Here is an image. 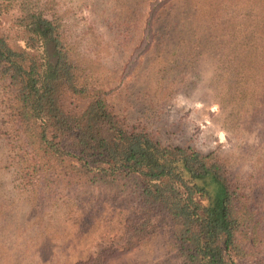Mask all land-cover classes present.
I'll return each instance as SVG.
<instances>
[{
	"label": "rangeland",
	"instance_id": "374dc122",
	"mask_svg": "<svg viewBox=\"0 0 264 264\" xmlns=\"http://www.w3.org/2000/svg\"><path fill=\"white\" fill-rule=\"evenodd\" d=\"M47 1L92 84L110 90L130 127L164 143L219 146L235 172L250 175L262 154L250 147L264 148V49L256 50L246 24L264 18V0L167 2L149 47L139 45L155 0H40ZM16 13L0 15V31L21 46ZM256 52L260 65L248 62ZM5 84L0 79V264H76L121 242L132 206L123 193L66 180L39 188L23 177ZM76 104L83 101L68 100ZM104 264L181 263L158 232Z\"/></svg>",
	"mask_w": 264,
	"mask_h": 264
},
{
	"label": "trees",
	"instance_id": "16d2710c",
	"mask_svg": "<svg viewBox=\"0 0 264 264\" xmlns=\"http://www.w3.org/2000/svg\"><path fill=\"white\" fill-rule=\"evenodd\" d=\"M171 1H153L139 46H150L154 19ZM51 3L0 0V15L16 9L13 21L24 33L15 46L0 31V79L10 94L23 177L39 188L61 180L104 187L132 205L122 241L76 264H104L158 232L181 264H264V148L250 147L262 154L246 178L219 146L164 143L144 127H130L114 110L110 90L92 84L61 16L49 14ZM246 25L256 50L264 49L257 39L264 18ZM252 55L249 63L263 62ZM71 98L83 105L70 108Z\"/></svg>",
	"mask_w": 264,
	"mask_h": 264
}]
</instances>
